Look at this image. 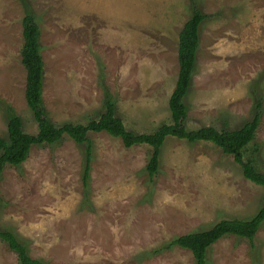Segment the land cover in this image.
Segmentation results:
<instances>
[{"label": "rangeland", "instance_id": "rangeland-1", "mask_svg": "<svg viewBox=\"0 0 264 264\" xmlns=\"http://www.w3.org/2000/svg\"><path fill=\"white\" fill-rule=\"evenodd\" d=\"M210 16L200 45L186 128L238 130L263 114L245 159L264 173V0H0V137L3 104L27 134L38 126L26 99L22 64L25 2L37 17L45 63L43 97L55 125H86L104 111L101 82L128 131L152 134L172 124L169 99L179 71V34L193 3ZM92 143L90 192L82 183L85 145L65 136L35 146L27 161L0 177V229L47 264H195L180 236L219 221L244 220L264 204V187L247 180L234 158L209 142L168 137L159 173L146 167L152 148L124 147L106 132ZM258 152H257V150ZM229 235L208 251V264H264V224L254 240ZM0 264H20L0 239Z\"/></svg>", "mask_w": 264, "mask_h": 264}, {"label": "trees", "instance_id": "trees-1", "mask_svg": "<svg viewBox=\"0 0 264 264\" xmlns=\"http://www.w3.org/2000/svg\"><path fill=\"white\" fill-rule=\"evenodd\" d=\"M192 3L193 14L179 34V71L175 89L169 99L172 124H163L152 134H135L128 131L123 120L117 116L115 99L104 86L103 81L101 85L104 91V111L98 118L90 120L86 125L74 123L55 125L50 120L43 97L45 63L41 54V30L36 15L27 5L28 2H25L26 12L22 22L24 45L21 51L22 64L26 70L25 99L34 115L38 132L35 135L27 134L23 128V121L14 108L8 104H3L8 123L7 138L0 137V177L7 166L19 167L23 165L33 147L54 145L68 136L77 144L85 145L82 183L86 192L85 195L89 196L93 153L88 133L106 132L113 138L121 139L127 149L136 145H147L152 148L153 152L146 167L152 183L159 173L161 148L168 137H174L186 140L191 144L209 142L216 145L224 154L234 158L235 163L241 167L247 180L264 187V173L258 170L255 156L245 159V153L255 141L261 123L262 98H256L252 119L238 130H217L214 127H202L190 131L186 128L189 109L185 103V98L190 92L196 69L200 45V26L210 18V16L202 13L194 1ZM263 224L264 204L249 219L221 220L210 229L174 239L166 249L178 246L192 253L195 264H208L209 249L226 236L233 235L247 239L251 247L254 248L255 236ZM0 239L17 254L20 264H47L43 260L31 258L28 247L24 243H20L13 233L0 229Z\"/></svg>", "mask_w": 264, "mask_h": 264}]
</instances>
